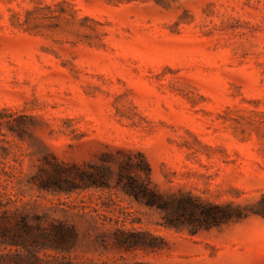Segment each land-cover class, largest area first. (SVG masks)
Masks as SVG:
<instances>
[{
    "label": "rangeland",
    "instance_id": "374dc122",
    "mask_svg": "<svg viewBox=\"0 0 264 264\" xmlns=\"http://www.w3.org/2000/svg\"><path fill=\"white\" fill-rule=\"evenodd\" d=\"M101 150L211 213L137 201ZM50 154L108 185L38 188ZM0 202L73 226L53 264H264V0H0Z\"/></svg>",
    "mask_w": 264,
    "mask_h": 264
},
{
    "label": "trees",
    "instance_id": "16d2710c",
    "mask_svg": "<svg viewBox=\"0 0 264 264\" xmlns=\"http://www.w3.org/2000/svg\"><path fill=\"white\" fill-rule=\"evenodd\" d=\"M6 124L11 128L12 123ZM99 154L102 162L117 163L115 187L137 201L149 206L171 209L174 213L191 215L200 212L206 216L211 213L209 205L201 204L188 196H179L174 200L163 199L156 189L149 186L147 180H139L131 173V168L134 165L138 169L145 167L143 159L134 161L129 154L122 153L123 155L118 157L104 150ZM88 167L74 161L68 163L61 161L54 154L43 155L38 173L33 175L31 182L41 189L66 192L108 185L109 166ZM76 240L77 234L71 224L49 218L45 214L29 216L16 209H9L6 204L0 202V264L58 263L59 257L75 246ZM116 242L125 248L136 244L130 245V241L124 239H117Z\"/></svg>",
    "mask_w": 264,
    "mask_h": 264
}]
</instances>
